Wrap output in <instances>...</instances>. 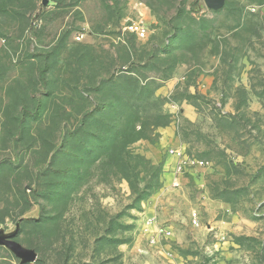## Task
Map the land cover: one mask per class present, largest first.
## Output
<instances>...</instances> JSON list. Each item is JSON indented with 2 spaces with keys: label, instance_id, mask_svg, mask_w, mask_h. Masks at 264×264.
Returning <instances> with one entry per match:
<instances>
[{
  "label": "rangeland",
  "instance_id": "obj_1",
  "mask_svg": "<svg viewBox=\"0 0 264 264\" xmlns=\"http://www.w3.org/2000/svg\"><path fill=\"white\" fill-rule=\"evenodd\" d=\"M0 227L27 264H264V0H0Z\"/></svg>",
  "mask_w": 264,
  "mask_h": 264
},
{
  "label": "water",
  "instance_id": "obj_2",
  "mask_svg": "<svg viewBox=\"0 0 264 264\" xmlns=\"http://www.w3.org/2000/svg\"><path fill=\"white\" fill-rule=\"evenodd\" d=\"M207 7L212 10H221L226 6L227 0H204ZM17 231L6 233L0 227V246L10 249L21 261V264L35 262L38 259V253L32 248L25 247L15 239Z\"/></svg>",
  "mask_w": 264,
  "mask_h": 264
},
{
  "label": "trees",
  "instance_id": "obj_3",
  "mask_svg": "<svg viewBox=\"0 0 264 264\" xmlns=\"http://www.w3.org/2000/svg\"><path fill=\"white\" fill-rule=\"evenodd\" d=\"M124 70H127V71H123V73H121V74H119V75H117V77H115V76H113V77H111L109 80L111 81V82H114V83H116L118 80H120L121 81V83L120 84H122L121 86H120V90H122L121 91V93L122 94H129V95H135L136 94V92H137V90H138V87H139V84L141 83V81H140V78L138 77V79L133 75V70H129V69H124ZM139 69H137V68H135V71H138ZM143 82V81H142ZM128 83H132L133 85H134V90L133 91H130L129 89H128ZM126 84H127V87H126ZM148 86H149V82H147L146 84H145V88L147 87L148 88ZM127 89L129 90V92H127ZM26 108V107H25ZM28 110V109H27ZM26 110V111H27ZM29 111V110H28ZM88 116V115H87Z\"/></svg>",
  "mask_w": 264,
  "mask_h": 264
},
{
  "label": "built area",
  "instance_id": "obj_4",
  "mask_svg": "<svg viewBox=\"0 0 264 264\" xmlns=\"http://www.w3.org/2000/svg\"><path fill=\"white\" fill-rule=\"evenodd\" d=\"M128 29H129L131 32H134V33H136V34H138V35H141V36H144V35H145V33H144V31H143V28H142L140 25L136 24V23L131 24V25L128 27Z\"/></svg>",
  "mask_w": 264,
  "mask_h": 264
}]
</instances>
